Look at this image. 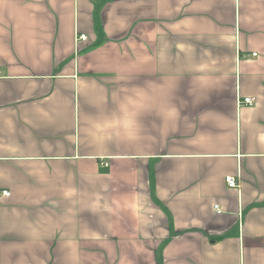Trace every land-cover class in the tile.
<instances>
[{"label":"crops","instance_id":"crops-1","mask_svg":"<svg viewBox=\"0 0 264 264\" xmlns=\"http://www.w3.org/2000/svg\"><path fill=\"white\" fill-rule=\"evenodd\" d=\"M0 264H264V0H0Z\"/></svg>","mask_w":264,"mask_h":264},{"label":"built area","instance_id":"built-area-1","mask_svg":"<svg viewBox=\"0 0 264 264\" xmlns=\"http://www.w3.org/2000/svg\"><path fill=\"white\" fill-rule=\"evenodd\" d=\"M85 39L86 37L84 35H80V36H77L76 41L85 40ZM252 56L255 57L256 54H252ZM252 103H253V99H250V98H246L241 102V104H245V105H251ZM104 166H107V165L105 164ZM225 182L230 188H235L237 186L235 179L232 177H226ZM1 193H2V196L4 197L10 196V193L8 191H2ZM214 209L215 211H217V213H220L218 208L215 207Z\"/></svg>","mask_w":264,"mask_h":264}]
</instances>
